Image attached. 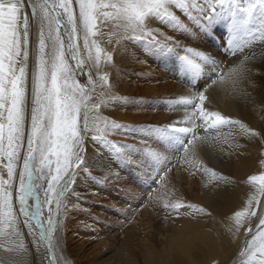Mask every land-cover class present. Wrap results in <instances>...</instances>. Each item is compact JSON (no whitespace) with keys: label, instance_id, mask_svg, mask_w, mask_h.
Returning a JSON list of instances; mask_svg holds the SVG:
<instances>
[{"label":"rangeland","instance_id":"1","mask_svg":"<svg viewBox=\"0 0 264 264\" xmlns=\"http://www.w3.org/2000/svg\"><path fill=\"white\" fill-rule=\"evenodd\" d=\"M42 1L43 4L46 2V0ZM42 1L31 0L32 3L38 4H42ZM52 1L57 5H59L60 3V0ZM110 1L111 0H92V2H94L96 5L101 6L111 5V3L119 5L123 3L124 0ZM11 2L14 3L16 2V0H11ZM50 2L51 0H47V11L50 14L49 16L53 17L55 16V13L52 11V8L49 4ZM261 2L262 0H162V6L160 10L148 13L150 17L156 19V23L157 21L159 22L157 23V26L160 24V27H158V29L153 32L144 29L143 31L141 27L139 28L140 30L138 29L139 32L136 30L137 32L134 31L132 33H130L131 31H133L132 29L130 31V28L125 29L120 27L121 25H118L121 23L120 20H122V18H120L119 20L116 18L115 9L111 7H100L98 9V15L95 17L94 21V25L96 24L97 26L95 25V27L92 28V32H94L95 35L88 36L89 44L92 45V49L90 51L91 54H89V51L87 49L85 51L84 48V39L87 30L83 28V25L80 26V31H78L79 33L77 32L76 34H74L75 39L73 43L76 45L77 59L76 61H73L71 60V58H69L70 78L68 83L69 85L76 87L78 95L84 97L86 102L87 115L90 114V112H97L96 114H94L99 116V122L104 123L105 125L108 124L110 127L114 122L113 126H115L117 129L121 128L123 132L122 136L113 139L111 137L110 139V136L105 135L108 132L103 131L104 134L100 132V129H98L99 123H96L95 125L93 123V120H91L90 124L88 120L87 130H82V135L80 137L81 143L77 151V156L79 159L77 160L76 165L73 167L72 171H70L65 176L63 182L59 186V191L62 192L63 197L60 218L68 209H71L70 207L73 208L74 205L70 204L69 207L68 203H72L75 196H82L83 194L85 195L84 190L76 188L75 181L80 180V178H78V176L80 175L79 172L84 170L82 164L85 161L89 162L90 159V154L88 153L87 149L88 147L85 145L88 138L91 140L93 146H99L96 150V153L98 154L100 152V156H105L107 161L109 162L108 166H106L105 164L106 161H104V166L101 164L96 165L89 162L88 165L90 167L92 166L95 170L94 175L89 178V182L91 181V179L94 180L96 176L100 177V174H102L100 173L101 170L107 171V169H112L115 163L117 164L119 162V158L122 160L123 164L125 163V165H127L126 161L128 159V156L126 153L128 151V148H138V146L144 145V147L141 148L142 153H151L152 155V149H154L155 158L154 156H151L148 158V161H151L153 164L152 166H155L154 172L156 173L150 171L152 169H150L147 164L145 165L144 163H142L138 167L139 172L145 170L149 174L147 180L144 181V186L139 180V176L136 174V179L140 184L138 185L139 190L137 191L138 193L136 192L135 197L138 199L136 200V202L142 210V215L141 218L138 217V219H135L134 222L137 228L136 232L139 233L138 237H144L142 233L144 231L142 228L145 227L146 221L152 222L151 224H154V227L156 228V236L153 241L155 246V252L153 253H155L159 258L163 257V255L170 249V246H168L164 241L165 238L168 237L169 239H172L173 237H175L176 233L182 228L181 224L185 223V221L189 220V225H191V220L196 219V216L194 215L198 214L199 216V211L204 209V202L206 201V199L212 198L211 202H213L215 200L224 198L223 196L235 193H229L227 190L233 191V186L236 181L238 182L240 179H242V177H240L241 175L237 173V167L239 170L240 165L246 166L247 164H249L250 156L256 159L259 158L257 165L262 162L261 160L264 161V127L261 126V124L264 125V6L261 5ZM73 7L75 10L74 2ZM30 8L26 9L23 14L27 13L30 18V22H32L31 17L33 10L32 8ZM106 8H109V13L105 11ZM58 10L62 12V10ZM105 13H107L108 15H105ZM99 18H101V20H99ZM141 23L143 22L141 21ZM35 24L36 23L32 22L30 29H33L34 26H36ZM52 24L53 26L55 25L54 20H52ZM121 28L123 30H121ZM115 29L119 30L117 31ZM124 30H126L127 32H124ZM61 31L64 32L65 29L61 28ZM148 34L152 36H149ZM92 36L95 37L92 38ZM106 37L112 38L109 39ZM65 47H67V45ZM96 47H98V49H101L99 50V63L96 60ZM94 54L96 57H94ZM85 56L86 59L84 58ZM129 57L131 58L129 59ZM122 58L123 61H121ZM94 59L96 61H94ZM133 59L135 60L133 61ZM136 60L139 62L135 63ZM118 61H120V63ZM111 62L113 63L110 64ZM77 63L80 64L79 68L76 67ZM115 64H117L118 67H113L115 66ZM136 64L138 66H136ZM141 64L144 66H148V68L142 71L144 74L142 72L139 73L136 71L139 65L141 66ZM85 66L88 69H86ZM239 66H243L247 70V78H239L232 71ZM106 69L108 70V73L106 72ZM99 72L103 73L100 74ZM104 73L107 74V76L105 75L106 77H103ZM149 73H151V75ZM93 75L95 76L93 77ZM118 75L119 77H117L116 79L115 76ZM132 75L135 76V79L131 77ZM107 77L111 78L109 80L105 79ZM92 78H95L94 82H96L97 84L92 82ZM103 78L105 80H103ZM137 82H142L144 87L142 88V90L136 91V93L132 91L129 94H137V97L139 99L136 97V101L132 100L131 102V99L127 100L124 97V107L128 109L138 108L140 111L138 109H136L138 111H135L134 109L132 110V112L137 113L139 116H128L129 118L121 119L112 117V114L110 116V112L114 109L113 107H115L113 106V102L116 101V99L118 100V98H121V95L123 96L124 93L131 89L132 86ZM90 83H93L94 85ZM236 83L237 85H234ZM217 84L219 85L220 90L217 88ZM95 87L96 89H94ZM234 87L237 89H235ZM225 88H228L229 90L227 93L231 102V107L226 103V98L228 96H221L222 92V95H224ZM94 90L98 91V93L99 90H101L104 99L107 98L109 101L111 100L109 102L107 99H105V101L107 103L109 102V104H111L113 108L107 114H100L101 112L99 113L100 108L98 103L96 102V104H94V96L91 97L92 95H94L92 94V91L94 93ZM201 91L204 92L205 98L203 101L199 99V93ZM214 91L217 95L214 93ZM145 92L147 94H145ZM158 92L161 93H159L160 97H158L159 95H157ZM232 92L233 94H230ZM193 93H195V95ZM90 102L93 103L90 104ZM91 105L92 107H90ZM207 105L208 107L210 105V108H208ZM214 105H216L217 107H214ZM249 105H251L250 108ZM142 107L144 109H142ZM149 107L151 108V110H153L152 113ZM201 109H203L205 113L209 114V118L207 121H204V119L201 117ZM147 110H149L150 112ZM182 112H188L186 113L187 115L185 114V116L187 117H185ZM145 113L148 114L146 115ZM211 113H219L221 117H226L229 123H221L222 125L214 124L213 119H215V117L211 116ZM255 114H257V117L255 116ZM95 115H93L92 119H94ZM141 115L142 117H140ZM235 115H237V117L239 118L238 121H236L237 117ZM252 117L256 118L253 119ZM134 118L137 119L135 120ZM257 118L262 119L258 120ZM132 122L133 124H131ZM239 122H242L243 124L245 123L244 127L243 124ZM162 123L165 124L163 125ZM231 124H235L236 126L232 127V125L230 127L229 125ZM227 125L230 128H228ZM241 125L243 128L241 127ZM95 128L97 130H94L95 132L94 134H92L93 129ZM193 128H195L196 130ZM254 128L257 130H255ZM90 129H92V132ZM180 129H187V131H182ZM191 129L195 131H191ZM189 130L191 133H189ZM198 130L200 131L199 133ZM247 131L250 132L248 133ZM256 131L258 134L256 133ZM245 134L249 135L245 136ZM128 136L129 138L127 139H129L130 141L125 140ZM192 136L193 139L191 138ZM196 136L201 138V140L199 138H196ZM240 136L243 139H241ZM136 138L138 139V143ZM117 139L119 140L120 144ZM190 141L191 143H189ZM199 141L203 146H201V148H203L201 149V151ZM196 142H198V144ZM148 144H150L151 146ZM254 144H256L257 146ZM105 148L107 149V151H109L108 153H105V151L103 150ZM192 149H194V151H192ZM204 150L205 152H202ZM155 151L157 153H155ZM189 153L192 155H190ZM183 156L185 157V159ZM130 163L133 162H128V164ZM166 163L168 164L166 165ZM261 164H263V162ZM2 165L3 164L0 163V175L4 180H7L9 178L8 173L6 172V168ZM105 166L107 167V169ZM165 167L168 168V171ZM16 168L18 171L19 164L16 165ZM183 171L184 178L181 180L179 176ZM262 175H264V172L262 173ZM39 176H41L40 173H34L33 184L35 186L36 193L42 197L43 188L46 187V185L43 178H36ZM156 178L158 179V181L156 180ZM160 181H162L164 185H160ZM226 182L228 183L226 184ZM17 183L19 184V180L17 181ZM220 185L222 186L220 187ZM257 185H260V182L258 180L256 182V186ZM256 186H253L255 188L251 189L252 194L248 203V208L244 212L245 215L240 218V223H238L237 225V231H243V235L239 236V238H242V240L246 235L248 236L256 230H259V232L264 231V227L260 225V220L264 219V193L260 192V187L257 186L258 188H256ZM74 189L77 190L74 191ZM112 189L114 190V188ZM140 194H142V196ZM164 195H168L169 200H172L169 202L170 206L168 207V209L172 213H168V211L161 209V206L162 208L164 207V205H162V203L164 204V201H162V198L164 199L165 197ZM147 199L150 204H147ZM26 204L29 211H31L36 204V201L34 198L29 197ZM65 208L68 209L66 210ZM94 208L97 209L98 206L95 205ZM0 210L7 214L6 217L9 218V222L11 221L13 226L17 218H15V216L13 215L12 209H7L3 205H1ZM128 212L130 213V211ZM251 212H255V215H250ZM113 215L114 212L112 211V216ZM41 216L46 222L48 219L47 205L42 206ZM23 218L25 219L24 216ZM199 218L203 219V217L201 216H199ZM206 218L207 213H205L204 215V219ZM234 219L236 218L234 217ZM122 226V224H119L117 228H122ZM2 229H6V226L0 225V232L2 231ZM33 232L34 235H32V242L36 245L37 258L34 255L30 257L18 256L19 260L28 259V264H69V260H73V253L70 251L71 248L69 249V246L66 247L65 252V247L62 242V223H60L57 232H53V244L50 250L47 240H39V231L34 229ZM235 238L238 241V236L235 234L232 238L233 241L231 240L228 251L220 257V260L218 258L211 264H264V252L260 250L259 240L257 241V243H259L257 248L250 247L249 249V247L245 244V242H242L241 239L240 243L236 244L237 241ZM56 240H60L59 244L56 243ZM71 247L73 248V245ZM66 253L67 257L65 258L64 254ZM1 261L0 264H4V260Z\"/></svg>","mask_w":264,"mask_h":264},{"label":"bare ground","instance_id":"2","mask_svg":"<svg viewBox=\"0 0 264 264\" xmlns=\"http://www.w3.org/2000/svg\"><path fill=\"white\" fill-rule=\"evenodd\" d=\"M34 1V0H33ZM42 1V0H41ZM106 1V0H105ZM112 1V0H111ZM110 1V2H111ZM23 2V10L21 13V16L23 15V12L26 9H29V2L28 0H22ZM74 2V0H73ZM96 2V1H95ZM15 3V2H14ZM94 3V2H93ZM97 3V2H96ZM103 3V2H102ZM124 3V1H123ZM43 4V1H42ZM50 6H52L53 1L51 0V2L49 3ZM95 4V3H94ZM112 4V3H111ZM75 13L78 16L79 14V8L78 6L75 5ZM52 8V7H51ZM31 9V8H30ZM103 9V8H102ZM33 10V9H32ZM105 11L107 13H109V8H106ZM104 12V11H103ZM52 13V12H51ZM49 19H51V17L49 16ZM98 20V19H97ZM96 20V21H97ZM99 20H101V18H99ZM103 20V19H102ZM113 20V18H112ZM111 20V21H112ZM119 20V19H118ZM121 23L118 25H121L120 27L122 28H129L127 26V22L124 21L123 19L120 20ZM119 21V22H120ZM156 19H153L152 17H150L148 14H146L143 17V20L141 23V21L138 23V29L142 27V30H149L151 32L155 31L156 29H158V27H160L159 25L157 26V23H159L157 21V23L155 22ZM32 22H30L31 24ZM112 23V22H111ZM36 26H34L33 29H30V35H29V49L31 51V48L34 46L33 45V41L36 39V36L39 33L40 27H39V23L37 22L35 24ZM96 25V24H95ZM94 25V27H95ZM144 25V26H143ZM97 26V25H96ZM33 27V26H32ZM39 27V28H37ZM145 27V28H143ZM36 28V29H35ZM117 28V27H116ZM121 28V30H123ZM137 29V31H138ZM161 29V28H160ZM113 30V29H112ZM115 30H119V29H115ZM140 30V29H139ZM141 30V31H142ZM143 30V31H144ZM126 30H124L125 32ZM131 31V28H130ZM136 31V30H135ZM136 31V32H137ZM127 32V31H126ZM134 31H131L130 33H132ZM139 32V31H138ZM146 32V31H145ZM79 33V32H78ZM159 33V32H158ZM123 34V32H122ZM149 35V34H148ZM160 35V34H159ZM89 36V35H88ZM97 36V35H96ZM118 36V35H117ZM152 36V35H149ZM161 36V35H160ZM95 36H92V38H94ZM64 41H65V46L67 45V35L66 37L64 36ZM111 39L112 37H106ZM158 38V37H157ZM164 39V38H163ZM121 42V41H120ZM79 43V42H78ZM105 43V42H104ZM157 43V42H156ZM93 44V42H92ZM110 44V43H108ZM123 44V42H122ZM81 45V44H80ZM95 45V44H94ZM83 46V45H82ZM108 46V45H107ZM106 46V47H107ZM123 46V45H122ZM125 46V45H124ZM105 47V46H104ZM82 48V47H81ZM102 48V47H101ZM113 48V47H112ZM116 48V47H114ZM92 49V48H91ZM98 47H96L95 50H97ZM118 49V48H117ZM120 49V47H119ZM101 50V49H99ZM103 50V49H102ZM86 51V49H85ZM121 51V50H120ZM115 53V52H114ZM91 54V52L89 53ZM102 54V53H101ZM116 54V53H115ZM88 55V54H87ZM113 55V54H112ZM130 55V54H129ZM128 55V56H129ZM134 55V54H133ZM80 56V55H79ZM109 56V55H108ZM81 57V56H80ZM83 57V55H82ZM94 57L95 54H94ZM114 57V56H113ZM112 57V58H113ZM124 57V56H123ZM70 58V57H69ZM86 59V56L84 57ZM88 58V57H87ZM103 58V56H102ZM128 58V57H127ZM125 58V59H127ZM131 57H129L130 59ZM133 58V57H132ZM107 59V58H106ZM105 59V60H106ZM135 59H133L134 61ZM94 61H96L94 59ZM104 61V60H103ZM113 61V60H112ZM123 61V58L122 60ZM120 63V61H118ZM129 62V60H128ZM139 61H135V63H137ZM99 63V62H98ZM113 62H111L110 64H112ZM125 63V62H124ZM133 63V62H132ZM101 64V63H100ZM92 65V64H91ZM119 65V64H118ZM125 65V64H124ZM150 65V64H149ZM90 66V65H89ZM93 66V65H92ZM95 66V64H94ZM117 64H115L116 68ZM130 66V65H129ZM136 66H138L136 64ZM86 67V66H85ZM84 67V68H85ZM105 67V65H104ZM107 67V66H106ZM109 67V66H108ZM118 67V66H117ZM122 67V66H121ZM124 67V66H123ZM130 68V67H129ZM148 68V66H144L141 64V66L139 65L138 69L136 70L137 72H142L144 69ZM86 69H88L86 67ZM85 69V70H86ZM93 69V68H92ZM118 69V68H117ZM111 70V69H110ZM109 70V71H110ZM113 70V69H112ZM130 70V69H129ZM108 70L106 69V72ZM149 71V70H148ZM88 72V71H87ZM113 72V71H112ZM111 72V73H112ZM125 72V71H124ZM151 72V71H150ZM86 73V72H85ZM92 73V72H91ZM100 73V72H99ZM103 73V72H102ZM100 73V74H102ZM108 73V72H107ZM115 73V72H114ZM143 73V72H142ZM156 73V72H155ZM81 74V73H80ZM87 74V73H86ZM110 74V73H109ZM130 74V73H129ZM144 74V73H143ZM142 74V75H143ZM151 75V73H149ZM148 74V75H149ZM107 74L104 73L103 77H106ZM120 75V74H119ZM118 76H115L116 79ZM149 75V77H150ZM165 75V74H164ZM234 75V74H233ZM91 76V75H90ZM95 75H93L94 77ZM98 76V75H97ZM100 76V75H99ZM127 76V75H125ZM130 76V75H129ZM154 76V75H153ZM114 77V76H112ZM123 77V76H120ZM132 78L135 79V76L132 75ZM144 77V76H143ZM147 77V76H146ZM166 77V76H165ZM111 77H107L105 79H110ZM142 78V77H141ZM151 78V77H150ZM95 79V78H94ZM94 79L92 78V82H94ZM103 78V80H105ZM123 79V78H122ZM165 79V78H164ZM168 79V78H167ZM170 79V78H169ZM253 79V78H252ZM115 80V79H113ZM144 80V79H143ZM153 80V79H151ZM222 80V79H221ZM258 80V79H257ZM149 81V80H148ZM171 81V80H170ZM169 81V82H170ZM104 82V81H103ZM114 82V81H113ZM130 82V81H129ZM143 82V81H142ZM142 82L140 83H136L132 86L131 89H129L127 92L124 93V95H121V98H118V100L116 99V101H112L114 104L112 108V105L109 104V102L107 103L101 93V90L98 91L94 90V93L92 91V95L91 97L94 96L93 101L94 104H96V102L99 105V113L100 114H107L109 111H111V109H113L110 112V116L112 114V117H117V118H129V117H138L139 115L137 113H133L132 110L135 109V111H138V108H126L124 107V103H125V98L128 100L131 99L135 100L137 99V94H129L130 92L134 91L136 93V91H140L142 90V88L144 87V85L142 84ZM153 82V81H152ZM96 83V82H94ZM115 83V82H114ZM134 83V82H133ZM154 83V82H153ZM224 83V82H223ZM238 83V82H237ZM234 84V85H237ZM93 84V83H90ZM97 84V83H96ZM105 84V83H104ZM124 84V82H123ZM145 84V82H144ZM219 84V83H218ZM217 84V85H218ZM226 84V83H225ZM229 84V83H228ZM241 84V83H240ZM254 84V83H253ZM94 85V84H93ZM115 85V84H114ZM127 85V84H126ZM150 85V84H149ZM112 86V85H111ZM119 86V85H118ZM125 86V85H124ZM166 86V85H165ZM216 86V83H215ZM92 87V86H91ZM101 87V86H100ZM120 87V86H119ZM231 87V86H230ZM254 87V85H253ZM121 88V87H120ZM153 88V87H152ZM210 88V87H209ZM219 89V85L217 87ZM216 88V89H217ZM235 88V87H234ZM238 88V86H237ZM235 88V89H237ZM240 88V87H239ZM96 89V87L94 88ZM97 89H98V85H97ZM101 89V88H100ZM104 89V88H103ZM124 89V88H122ZM145 89V88H144ZM163 89V88H162ZM166 89V88H165ZM206 89V88H205ZM234 89V90H235ZM261 89V88H260ZM115 90V89H114ZM127 90V89H126ZM215 90V89H214ZM220 90V89H219ZM218 90V91H219ZM240 90V89H239ZM259 90V89H258ZM118 91V90H117ZM207 91V90H206ZM228 88L224 89V95L223 92L221 94V96H228ZM115 92V91H114ZM147 92V91H146ZM145 92V94H147ZM166 92V90H165ZM217 92V91H216ZM239 92V91H238ZM143 93V91H142ZM150 93V92H148ZM160 92H158L157 95H159ZM162 93V91H161ZM160 93V94H161ZM168 93V92H167ZM188 93V92H187ZM215 93V91H214ZM218 93V92H217ZM237 93V92H236ZM254 93V92H253ZM91 94V93H90ZM107 94V93H106ZM105 94V95H106ZM122 94V93H121ZM141 94V93H140ZM195 95V93H193ZM216 94V93H215ZM230 94H233L230 93ZM238 94V93H237ZM156 95V94H155ZM154 95V96H155ZM192 95V94H191ZM217 95V94H216ZM143 96V95H142ZM149 96V95H148ZM190 96V95H189ZM188 96V97H189ZM109 97V96H108ZM125 97V98H124ZM137 97V98H136ZM145 97V95H144ZM143 97V98H144ZM151 97V96H150ZM160 97V95L158 96ZM195 97V96H194ZM225 97V98H226ZM252 97V96H251ZM256 97V96H255ZM116 98V97H115ZM153 98V95H152ZM259 98V97H258ZM139 99V98H138ZM189 99V98H188ZM194 99V98H192ZM149 100V98H148ZM240 100V99H239ZM256 100V99H255ZM136 101V100H135ZM134 101V102H135ZM139 101V100H138ZM129 102V101H126ZM189 102V101H188ZM197 102V101H196ZM264 102V100H263ZM93 102H90V104ZM226 103L231 107V102L229 100V96L226 98ZM140 104V103H139ZM199 104V103H198ZM205 104V102H204ZM239 104V103H238ZM250 104V103H249ZM197 105V104H196ZM195 105V106H196ZM244 105V104H243ZM96 106V105H95ZM205 106V105H204ZM213 106V104H212ZM216 105H214L215 107ZM223 106V105H222ZM247 106V105H245ZM251 105H249L250 108ZM264 106V105H263ZM92 107V105L90 106ZM129 107V106H128ZM167 107V106H166ZM208 107V105H207ZM217 107V106H216ZM150 108V107H149ZM162 108V107H161ZM169 108V107H168ZM195 108V107H194ZM210 108V105L209 107ZM235 108V107H234ZM248 108V109H249ZM97 109V110H98ZM138 109V110H136ZM142 109H144L142 107ZM141 109V110H142ZM196 109V108H195ZM223 109V108H222ZM96 110V111H97ZM146 110V109H145ZM156 110V109H154ZM158 110V108H157ZM165 110V109H164ZM171 110V109H170ZM189 110V109H188ZM213 110V109H212ZM260 110V109H259ZM140 111V110H139ZM149 111V110H147ZM151 113L153 112V110H151ZM149 111V112H150ZM160 111V110H159ZM172 111V110H171ZM214 111V110H213ZM219 111V110H218ZM242 111V110H241ZM145 112V111H143ZM142 112V113H143ZM157 112V111H156ZM185 112V111H184ZM183 113V115L185 116L186 113ZM251 112V111H250ZM95 113V112H94ZM93 112L89 115V123L91 124V120H93V123L96 125V123H99L98 125V129H100V132L102 134L103 131L108 132L105 135L110 136V139L112 137L113 138H118L120 136H122V129L119 128L117 129L115 126L114 127H110L108 124L105 125L104 123H101L98 121V117L97 115H95ZM98 113V114H99ZM162 113V112H161ZM255 113V112H254ZM146 114V113H145ZM148 114V113H147ZM146 114V115H147ZM158 114V113H157ZM212 114V113H211ZM237 114V113H236ZM252 114V113H251ZM94 116V119L93 118ZM127 117H126V116ZM144 115V114H143ZM164 115V114H163ZM179 115V114H178ZM187 115V114H186ZM233 115V113H232ZM238 115V114H237ZM237 115H235L237 117ZM257 114H255L256 116ZM260 115V114H259ZM129 116V117H128ZM153 116V115H151ZM191 116V115H190ZM189 116V117H190ZM142 117V115L140 116ZM150 117V116H149ZM187 117V116H185ZM228 117V116H227ZM230 117V116H229ZM234 117V116H232ZM257 117V116H256ZM256 117H252L253 119H255ZM263 117V116H262ZM114 118V119H117ZM172 118V117H171ZM178 118V117H177ZM180 118V117H179ZM226 118V117H225ZM247 118V116H246ZM135 119V118H134ZM137 119V118H136ZM135 119V120H136ZM151 119V118H150ZM156 119V118H155ZM158 119V118H157ZM161 119V118H160ZM164 119V118H163ZM168 119V118H167ZM166 119V120H167ZM232 119V118H231ZM238 117L237 120L238 121ZM262 119V118H257ZM256 119V120H257ZM119 120V119H118ZM182 120V119H181ZM214 120V119H213ZM125 121V120H124ZM133 121V120H132ZM139 121V120H138ZM141 121V120H140ZM149 121V120H148ZM165 121V120H164ZM171 121V120H170ZM205 121V120H204ZM228 121V120H227ZM232 121V120H231ZM121 122V121H119ZM126 122V121H125ZM152 122V121H151ZM161 122V121H160ZM169 122V121H168ZM191 122V121H190ZM92 123V124H93ZM116 123V122H115ZM130 123V121H129ZM135 123V122H134ZM141 123V122H139ZM153 123V122H152ZM210 123V122H209ZM229 123V122H227ZM226 123V124H227ZM231 123V122H230ZM235 123V122H233ZM242 123V122H239ZM237 123V124H239ZM247 123V122H246ZM124 124V123H123ZM133 124V122L131 123ZM163 125L165 123H162ZM172 124V123H171ZM189 124V123H188ZM243 124V123H242ZM245 124V123H244ZM243 124V127H244ZM121 125V124H119ZM118 125V126H119ZM167 125V124H166ZM222 125V124H221ZM233 124L229 125L230 127ZM91 126V125H90ZM187 126V125H186ZM191 126V124H190ZM189 126V127H190ZM225 126V125H224ZM236 126L235 124L232 126L234 127ZM261 126L264 127V125L261 124ZM88 127V126H87ZM93 127V126H92ZM97 127V126H96ZM220 127V126H219ZM228 127V125H227ZM228 127V128H230ZM239 127V126H238ZM242 127V125H241ZM242 127V128H243ZM260 127V126H259ZM90 128V127H89ZM88 128V129H89ZM125 128V127H124ZM224 128V127H223ZM227 128V129H228ZM253 128V127H252ZM188 129V128H187ZM195 129V128H193ZM191 129V131L193 130ZM255 129V128H254ZM92 132V129H90ZM94 130H97L96 128L93 129L92 134H94ZM196 130V129H195ZM193 130V131H195ZM239 130V129H238ZM257 130V129H255ZM260 130V129H259ZM263 130V129H262ZM85 131V130H84ZM242 131V129H241ZM264 131V130H263ZM7 132V129H5V134ZM127 132V131H126ZM129 132V131H128ZM200 131L198 130V133ZM235 132V131H234ZM248 132V131H247ZM250 132V131H249ZM248 132V133H249ZM262 132V131H261ZM189 133L190 130H189ZM254 133V132H253ZM257 133V131H256ZM89 134V133H88ZM239 134V133H238ZM258 134V133H257ZM263 134V133H262ZM261 134V135H262ZM190 135V134H188ZM192 135V134H191ZM197 135V134H196ZM240 135V134H239ZM244 135V134H243ZM249 134H245V136H247ZM93 136V135H92ZM147 136V135H146ZM90 137V136H89ZM131 137V136H130ZM186 137V136H185ZM195 137V136H194ZM241 137V136H240ZM129 138L126 137V141L129 140L127 139ZM193 139V136L191 137ZM196 138H199L196 136ZM214 138V137H213ZM247 138V137H246ZM133 139V137H132ZM131 139V140H132ZM137 139V138H136ZM201 140V138H199ZM241 139H243L241 137ZM252 139V138H251ZM249 139V140H251ZM118 140V139H117ZM124 140V139H123ZM140 140V139H139ZM130 141V140H129ZM193 141V140H192ZM196 141V140H194ZM198 141V140H197ZM255 141V140H254ZM252 141V142H254ZM112 142V141H111ZM119 142V140H118ZM125 142V141H123ZM134 142V141H133ZM136 142V140H135ZM142 142V140H141ZM150 142V141H149ZM233 142V141H232ZM236 142V141H235ZM260 142V140H259ZM132 143V142H131ZM137 143H138V139H137ZM136 143V144H137ZM144 143V141H143ZM142 143V144H143ZM198 144V142H196ZM201 142L199 141V144ZM234 143V142H233ZM264 143V141H263ZM120 144V142H119ZM182 144V143H181ZM248 144V143H247ZM258 144V143H257ZM262 144V142H261ZM260 144V145H261ZM88 148V153L90 154V159L89 162L93 163V164H101L104 166V161L106 166H108V161L106 159L105 156H100L101 154H97L96 150L98 149L99 146H93L91 140L88 138L86 140V144H85ZM150 145V144H148ZM147 145V148H148ZM187 145V143H186ZM192 145V144H191ZM196 145V144H195ZM256 145V144H254ZM117 146V145H116ZM120 146V145H119ZM129 146V145H128ZM138 146V145H137ZM151 146V145H150ZM201 144H200V151L201 149ZM257 146V145H256ZM262 146V145H261ZM140 147V148H139ZM144 147L143 146H138V148H132L129 149L127 151V165H125V163L123 164L122 160L119 158V162L117 164L115 163V165L113 166L112 169H107V171H102L100 173V177L96 176L94 180L91 179V181L89 182V178H91V176L94 175V169L93 167L89 166L88 163L89 162H84L82 165L84 167V170L79 172L80 175L78 176V178H80V180L75 181L76 182V188L78 189H82L85 192V195L83 194L82 196H75L73 199L72 203H68V206L70 207V204H73V208L70 207L71 209L65 208L67 211L63 214V216L60 218L61 219V223H62V242L64 244L65 247V252H66V247L69 246L70 251L73 253V260H69V264H211L213 263L216 259L219 258L222 255H224L230 246L231 240L234 237V235L236 234L238 236V241L236 244L240 243V239L242 240V238H239V236L243 235V231L240 230L239 232L237 231V217H236V213L237 212H245L248 208V203L251 197V192H252V188H255L253 186H256V182L257 181H251L249 179V177L255 175V176H260L262 175V173L264 172V161L261 160L263 162V164H259L258 163V159L254 158V157H249L250 163L247 164L246 166L244 165H240V169L238 170L237 167V173H239L242 177V179H240L238 182L236 181V183L234 184V190H227L229 193L231 192H235L234 194L232 193L231 195H226L223 196L224 198L220 199V200H215L213 202H211L212 198L206 199V201L204 202V209L199 211V216L203 217V219L199 218L198 214L194 215L196 216L195 220H191V225H189V220L185 221V223L181 224L182 228L176 233V236L173 237L172 239H169L168 237L165 238V242L167 243L168 246H170V249L167 251V253H165L163 255V257L159 258L156 256L155 253V246H154V238L156 236V228L154 227V224H151L152 222H147L145 223V227L142 228L144 232L143 236H139V233L136 232L137 228L135 225L134 220L138 219V217L141 218V209L138 206V203L136 202V200H138L135 195L136 192L139 190L138 185L140 183H138V180L136 179V174L139 176V180L142 182L143 186H144V181L147 180L148 177V173L144 170L142 172L138 171V167L144 163L145 165L147 164L148 167L152 170V172L155 171V166H152V162L148 161V158L151 156H154V149H152L153 151V155L151 153H142L141 148ZM188 147V146H187ZM194 147V146H193ZM196 147V146H195ZM203 147V146H202ZM237 147V146H236ZM7 148V141L5 139L4 141V145H3V149ZM27 148V140L25 138L24 141V149L26 150ZM121 148V147H120ZM189 148V147H188ZM199 148V147H198ZM86 149V148H85ZM119 149V148H118ZM100 150V148H99ZM102 150V149H101ZM105 151V153H108L109 151H107V149H103ZM150 150V149H149ZM188 150V149H187ZM151 151V150H150ZM183 151V150H182ZM190 151V149H189ZM188 151V152H189ZM149 152V151H148ZM163 152V151H161ZM202 152H205L202 151ZM104 153V152H103ZM155 153H157L155 151ZM183 153V152H182ZM201 153V152H200ZM199 153V154H200ZM237 153V152H236ZM162 154V153H161ZM184 154V153H183ZM182 154V155H183ZM190 154V153H189ZM194 154V153H193ZM240 154V153H239ZM257 154V152H256ZM181 155V154H180ZM192 155V154H190ZM201 155V154H200ZM107 156V155H106ZM203 156V155H202ZM261 156V155H259ZM258 156V157H259ZM184 157V156H183ZM155 158V156H154ZM159 158V157H158ZM192 158V157H190ZM185 159V157H184ZM262 159V157H261ZM192 160V159H191ZM177 161V160H176ZM184 161V160H183ZM8 159L7 156L5 154L4 150H0V163L3 164L2 166H4L6 168V172H7V164H8ZM128 162H133L128 164ZM168 162V161H166ZM175 162V161H174ZM160 163V162H159ZM182 163V162H181ZM19 164V168L17 171L16 165ZM162 164V162H161ZM168 163H166L167 165ZM175 164V163H174ZM190 164V163H189ZM188 164V165H189ZM229 164V163H228ZM23 165V160L21 158V160L16 164V162L13 163V167L15 169V174L13 176V178L10 180L9 178L7 180H4L3 177L0 175V180L5 181L6 183L3 185H0V192H3L5 189H8L9 191L12 192V197H11V205L10 207H8L7 209L11 208L13 211V215L15 216V218H17V220L15 221L14 225L12 226L11 221L9 222V218L6 217L7 214H5L4 212H2L0 210V225H5L6 229H2V231L0 232V261L4 260L3 263L4 264H28L29 261L28 259H20L19 257H30V256H36V245L32 242V235H29V230L28 227L25 226V219L23 218V216L20 213V207L18 204V198H17V191H18V183L17 181L19 180V175H17L19 173L20 168H22ZM232 165V164H231ZM94 166V165H93ZM165 166V165H164ZM163 166V167H164ZM230 166V165H228ZM101 167V166H100ZM181 167V166H180ZM179 167V168H180ZM148 168V169H149ZM166 168V167H165ZM182 168V167H181ZM228 168V167H227ZM230 168V167H229ZM82 169V168H81ZM144 169V168H143ZM168 168H166L167 170ZM232 169V168H231ZM230 169V170H231ZM78 171V170H77ZM164 171V170H163ZM168 171V170H167ZM166 171V172H167ZM17 172V174H16ZM232 172V171H231ZM4 173V172H3ZM8 173V172H7ZM156 173V172H154ZM153 173V174H154ZM2 174V173H1ZM152 174V173H151ZM247 174V175H245ZM5 175V174H4ZM16 175V176H15ZM78 175V172H77ZM76 175V177H77ZM158 177V176H157ZM180 179L182 180L184 178V171L182 172V174L179 176ZM214 178V177H213ZM152 179V178H151ZM218 179V178H217ZM87 180V181H86ZM156 180L158 181V179L156 178ZM231 180V179H230ZM155 181V180H154ZM220 181V180H217ZM227 181V178H226ZM93 185H92V184ZM228 182H226L227 184ZM79 186H78V185ZM163 182L160 181V185H162ZM222 184V183H221ZM224 184V183H223ZM82 185V186H81ZM96 185V186H95ZM137 185V186H135ZM164 185V184H163ZM11 186V187H9ZM222 185H220L221 187ZM224 186V185H223ZM228 186V185H227ZM258 186V185H257ZM258 187H261L260 185ZM114 188V190L112 189ZM223 188V187H222ZM67 189V188H66ZM233 189V188H232ZM260 189V188H259ZM72 190V189H71ZM77 190V189H76ZM74 189V191H76ZM145 190V189H144ZM147 190V189H146ZM168 190V189H167ZM256 190V189H255ZM258 190V189H257ZM81 191V190H80ZM70 192V191H69ZM79 192V191H78ZM76 192V193H78ZM165 192V191H164ZM81 193V192H80ZM138 193V192H137ZM144 193V192H143ZM73 195V194H72ZM77 195V194H76ZM142 196V194H140ZM139 195V196H140ZM164 199L162 198V201H164V204L162 203V205H164V207L161 209H164L166 211H168V213H172L168 207L170 206V201L169 200V196L168 195H164ZM73 197V196H72ZM207 197V195H206ZM222 197V196H221ZM63 198V197H62ZM70 198V197H69ZM147 198V197H146ZM68 199V197H67ZM78 199V201H77ZM166 202V203H165ZM67 204V203H66ZM147 204H150L148 199H147ZM3 205L2 203H0V206ZM97 205L98 208L95 209L94 206ZM259 205V204H258ZM130 207V208H129ZM131 209V210H130ZM260 209V208H259ZM263 210V209H262ZM112 211L114 212V215L112 216ZM130 211V213L128 212ZM205 213H207V218L204 219V215ZM260 214V213H259ZM62 215V214H61ZM261 215V214H260ZM236 219H234V217ZM198 217V218H197ZM137 222V220H136ZM119 224H122V228H117V226ZM255 226V225H254ZM9 228V229H8ZM155 229V230H154ZM259 234V230H256L255 232H253L250 235H246L242 242H245V244L249 247H254L257 248L258 244L257 241L253 242V237H257ZM162 235V234H161ZM144 239V241H143ZM35 241V240H34ZM60 241V240H59ZM233 241V240H232ZM27 242V244H26ZM68 242V243H66ZM260 242V241H259ZM36 243V242H35ZM234 243V242H233ZM73 245V248L71 247ZM42 248V247H41ZM237 248V247H235ZM234 249V248H233ZM10 250H17V251H10ZM163 250V249H162ZM164 251V250H163ZM153 253V254H152ZM162 253V252H161ZM53 254V253H52ZM64 257H67V253L64 254ZM235 257V256H234ZM37 258V256H36ZM63 258V257H62ZM64 259V258H63ZM6 260V261H5ZM2 262V261H1ZM49 264V263H48Z\"/></svg>","mask_w":264,"mask_h":264},{"label":"snow or ice","instance_id":"3","mask_svg":"<svg viewBox=\"0 0 264 264\" xmlns=\"http://www.w3.org/2000/svg\"><path fill=\"white\" fill-rule=\"evenodd\" d=\"M74 3L79 8L78 16L73 0H60L59 5L52 4L55 16L49 19L47 0L44 4L29 0V7L33 9L31 21L38 22L40 27L30 51L31 24L27 13L21 16L24 7L22 0L15 3L0 0V150L5 151L9 161L6 167L10 180L15 174L13 163H18L21 158L23 160L18 173L20 213L25 217L29 235H34V229L38 230L39 240H47L49 250L53 244V232H57L61 223L62 192L59 186L79 159L80 137L82 130H87L88 123L85 99L77 94L75 86L68 83L69 57L73 61L77 59L74 34L83 25L87 30L84 48L90 53L92 45L89 44L88 35H95L92 28L100 7L115 9L116 18H122L135 31L146 14L158 11L162 6V0H124L119 5L103 6L94 4L92 0H74ZM261 5L264 6V0ZM52 20L55 21L54 26ZM61 28L65 31L62 32ZM96 60H99V49ZM76 67L79 68L80 64L77 63ZM232 71L239 78H247L248 73L243 66ZM204 98L201 91L199 99L203 101ZM200 111L201 117L207 121L209 114L203 109ZM211 116L215 117L214 124L228 122L219 113H212ZM5 139L7 148L3 149ZM34 173H40L41 176L36 178L45 181L42 197L36 193ZM249 179L258 180L261 185L259 191L264 193V175H253ZM5 183L0 180V185ZM11 197L12 192L5 189L0 192V203L5 208L10 207ZM29 197L36 201L31 211L26 204ZM43 205L48 206L46 222L41 216ZM244 215L243 212L236 213L237 223ZM250 215H255V212ZM260 225L264 227V219L260 220ZM257 240L260 241V250L264 252V231L253 237V242ZM56 243L59 244V241L56 240Z\"/></svg>","mask_w":264,"mask_h":264}]
</instances>
